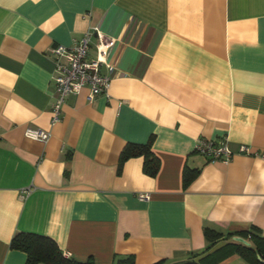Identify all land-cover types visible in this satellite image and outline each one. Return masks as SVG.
<instances>
[{
  "label": "crops",
  "instance_id": "crops-1",
  "mask_svg": "<svg viewBox=\"0 0 264 264\" xmlns=\"http://www.w3.org/2000/svg\"><path fill=\"white\" fill-rule=\"evenodd\" d=\"M90 26L115 39L108 98L85 87L52 123L50 49ZM199 139H226L230 162L196 153ZM147 144L154 177L141 156L120 165ZM253 227L264 236V0H0V264H26L20 233L82 263L183 264L208 248L204 229Z\"/></svg>",
  "mask_w": 264,
  "mask_h": 264
},
{
  "label": "built area",
  "instance_id": "built-area-1",
  "mask_svg": "<svg viewBox=\"0 0 264 264\" xmlns=\"http://www.w3.org/2000/svg\"><path fill=\"white\" fill-rule=\"evenodd\" d=\"M114 41V38L103 34L98 27L90 26L72 46L55 45L50 49V53L54 56L50 78L53 98L52 123L59 121L60 108L65 99L68 96L79 94L85 87L88 89L87 101L89 103L100 96L108 98L110 78L101 72V67L110 68L107 55ZM92 43L95 47V57L90 58L88 52ZM25 136L35 141L46 142L50 134L29 128L26 129ZM195 152L205 156L212 163L227 164L233 156L226 139L218 143L199 139ZM238 154H249V150L242 146ZM141 198L145 199L148 196L144 195ZM65 257H69L68 254Z\"/></svg>",
  "mask_w": 264,
  "mask_h": 264
},
{
  "label": "trees",
  "instance_id": "trees-1",
  "mask_svg": "<svg viewBox=\"0 0 264 264\" xmlns=\"http://www.w3.org/2000/svg\"><path fill=\"white\" fill-rule=\"evenodd\" d=\"M143 157L144 172L154 177L158 171V161L152 155L149 144L144 146L127 145L120 154V165L131 157ZM197 170L184 169L182 185L186 189L196 177ZM241 237L250 243V247L232 241L233 237ZM204 237L208 248L202 253H191L183 264H218L231 255H238L248 264H264V236L253 227L247 231L228 232L223 234L211 229H204ZM219 246V247H218ZM12 250H17L26 255V264H94L92 260L84 263L62 256L53 240L36 234H17L10 243ZM260 257L261 261L257 260ZM134 256L126 255L114 259L113 264H134ZM159 261L154 264H164Z\"/></svg>",
  "mask_w": 264,
  "mask_h": 264
},
{
  "label": "water",
  "instance_id": "water-1",
  "mask_svg": "<svg viewBox=\"0 0 264 264\" xmlns=\"http://www.w3.org/2000/svg\"><path fill=\"white\" fill-rule=\"evenodd\" d=\"M232 241L235 242V243H238V244H242V245H244V246H246V247H250V243L247 242L246 240H244V239L241 238V237H237V236H235V237L232 238ZM257 260H258V261H261V259H260L259 256L257 257ZM261 262H262V261H261Z\"/></svg>",
  "mask_w": 264,
  "mask_h": 264
}]
</instances>
